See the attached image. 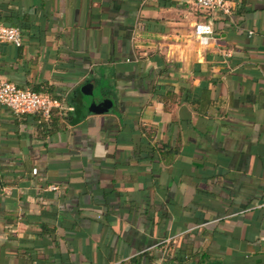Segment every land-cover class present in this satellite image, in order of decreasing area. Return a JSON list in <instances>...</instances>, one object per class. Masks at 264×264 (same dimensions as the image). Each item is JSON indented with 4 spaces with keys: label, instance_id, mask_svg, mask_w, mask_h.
Returning <instances> with one entry per match:
<instances>
[{
    "label": "crops",
    "instance_id": "obj_1",
    "mask_svg": "<svg viewBox=\"0 0 264 264\" xmlns=\"http://www.w3.org/2000/svg\"><path fill=\"white\" fill-rule=\"evenodd\" d=\"M227 6L201 45L194 3L0 0V77L61 104H0V264H264V0Z\"/></svg>",
    "mask_w": 264,
    "mask_h": 264
},
{
    "label": "built area",
    "instance_id": "obj_2",
    "mask_svg": "<svg viewBox=\"0 0 264 264\" xmlns=\"http://www.w3.org/2000/svg\"><path fill=\"white\" fill-rule=\"evenodd\" d=\"M194 3L206 15L205 21L194 25V34L201 45H208L214 39L212 18L217 12L229 13L228 0H179ZM22 32L19 27L5 25L0 22V43L9 42L22 45ZM0 104L8 107L16 114H36L48 121L53 112L60 108L58 99L49 93L19 87L0 77Z\"/></svg>",
    "mask_w": 264,
    "mask_h": 264
},
{
    "label": "water",
    "instance_id": "obj_3",
    "mask_svg": "<svg viewBox=\"0 0 264 264\" xmlns=\"http://www.w3.org/2000/svg\"><path fill=\"white\" fill-rule=\"evenodd\" d=\"M80 90L83 95L92 94L91 85H84ZM111 105L112 101L110 99H104L101 102L93 101L89 106H87L86 110L87 112L102 113L108 111Z\"/></svg>",
    "mask_w": 264,
    "mask_h": 264
},
{
    "label": "trees",
    "instance_id": "obj_4",
    "mask_svg": "<svg viewBox=\"0 0 264 264\" xmlns=\"http://www.w3.org/2000/svg\"><path fill=\"white\" fill-rule=\"evenodd\" d=\"M1 22V21H0ZM2 23V22H1ZM4 24V23H3ZM5 25H7V24H5ZM9 26H11V25H9ZM32 90H34V91H38V92H45V93H50V89L49 88H46V89H41V88H32ZM76 113V112H75ZM54 114H55V111L53 112V114H52V116H51V118L48 120V122H51V121H53V118H54ZM22 115H29V114H22ZM34 115H36V114H34ZM38 116V118H42L40 115H37ZM42 120H44L43 118H42Z\"/></svg>",
    "mask_w": 264,
    "mask_h": 264
},
{
    "label": "rangeland",
    "instance_id": "obj_5",
    "mask_svg": "<svg viewBox=\"0 0 264 264\" xmlns=\"http://www.w3.org/2000/svg\"><path fill=\"white\" fill-rule=\"evenodd\" d=\"M100 86L99 85H96L94 90H93V93L91 95H87L86 96V99L90 102H92L95 98H97L98 94L100 93Z\"/></svg>",
    "mask_w": 264,
    "mask_h": 264
}]
</instances>
